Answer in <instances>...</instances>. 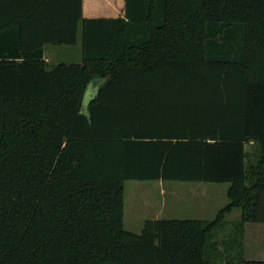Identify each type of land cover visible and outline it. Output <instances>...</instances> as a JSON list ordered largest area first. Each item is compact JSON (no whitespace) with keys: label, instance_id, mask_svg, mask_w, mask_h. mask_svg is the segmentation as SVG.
Listing matches in <instances>:
<instances>
[{"label":"trees","instance_id":"trees-1","mask_svg":"<svg viewBox=\"0 0 264 264\" xmlns=\"http://www.w3.org/2000/svg\"><path fill=\"white\" fill-rule=\"evenodd\" d=\"M81 2L0 0V264H264L242 243L264 223V0ZM79 23L81 61L49 65ZM126 180L227 182L228 202L133 233Z\"/></svg>","mask_w":264,"mask_h":264},{"label":"rangeland","instance_id":"rangeland-1","mask_svg":"<svg viewBox=\"0 0 264 264\" xmlns=\"http://www.w3.org/2000/svg\"><path fill=\"white\" fill-rule=\"evenodd\" d=\"M81 35H77V42L74 45L48 44L45 46V56L49 65L59 62H79L81 57ZM97 88V81L93 80L87 86L84 94L82 108L90 100ZM229 183L214 182H190L174 180H126L123 183L124 190V214L123 228L133 233H139L143 227L145 219L159 218L169 219H202L212 220L216 212L227 202L226 195ZM196 193V194H194ZM240 210L233 209L225 216V225L221 229H216L214 240L219 242L218 249L224 250V242L232 233V224L240 219ZM160 214V215H158ZM259 245L250 238L252 249H262L264 230L258 231L255 236ZM221 242L223 244H221ZM253 243L256 245L254 246Z\"/></svg>","mask_w":264,"mask_h":264},{"label":"crops","instance_id":"crops-1","mask_svg":"<svg viewBox=\"0 0 264 264\" xmlns=\"http://www.w3.org/2000/svg\"><path fill=\"white\" fill-rule=\"evenodd\" d=\"M81 12H82V16L85 18H98V17L122 18L124 17V0H82ZM79 32L81 35L80 23L78 26L77 35ZM45 46H44V59L47 61L45 56ZM80 46H81V42H80ZM81 59H82V54L80 57V61ZM92 97L93 95H90V99ZM155 217L156 218L154 219H159V216H155ZM260 230H264V223L245 222L243 225V236H242L243 259L246 261H264V244H260L263 247L262 249H256V248L252 249L251 247L252 244L250 243V238L253 237L254 242H256L259 245L255 236L258 235V231ZM263 243H264V239H263ZM253 245L256 246L254 243ZM236 258L238 259V257Z\"/></svg>","mask_w":264,"mask_h":264}]
</instances>
